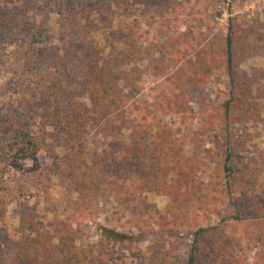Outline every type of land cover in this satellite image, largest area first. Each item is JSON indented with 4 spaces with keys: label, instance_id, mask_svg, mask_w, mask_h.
Wrapping results in <instances>:
<instances>
[{
    "label": "rangeland",
    "instance_id": "rangeland-1",
    "mask_svg": "<svg viewBox=\"0 0 264 264\" xmlns=\"http://www.w3.org/2000/svg\"><path fill=\"white\" fill-rule=\"evenodd\" d=\"M84 2L76 0L75 15L69 19L70 0H0V249L7 261L26 235L50 229L82 207L59 163L66 151L58 146L68 130L55 127L53 122L61 116L52 106L46 107V101L61 96L69 85L75 90L84 86L87 71L74 56H81L86 44L95 48L101 65L109 69L111 48L121 46L116 45L115 34L126 26L138 30L148 47L166 44L168 52L175 48L174 62L163 79L156 81L146 72L143 89L130 93L128 108L170 129L185 167L195 172L192 185L182 189L191 205L184 212L188 205L169 195L135 193L130 189L134 167H115L124 140L90 138L82 148L88 157L89 152H97L105 179L88 197L94 220L134 235L136 248L159 243L169 257L182 262L192 247L207 257L206 248L217 246L232 250L239 264H254L264 242V113L260 121L221 122L231 88L218 60L231 36L243 61L237 73L257 69L264 75V0ZM86 25L84 36L81 26ZM41 28L45 35L34 48L45 49L48 58L31 68L29 44ZM209 57L215 67L204 81L180 84L181 79L188 80L198 59ZM145 66L146 62L140 65ZM259 82L264 87V78ZM20 120H28L25 130L52 144L54 152L14 159L11 148ZM188 210L196 220L188 221ZM176 215L179 220L174 225ZM201 228L209 232L195 242L194 234ZM134 254L129 248H116L114 259L117 264H139ZM200 261L205 264V259Z\"/></svg>",
    "mask_w": 264,
    "mask_h": 264
},
{
    "label": "trees",
    "instance_id": "trees-1",
    "mask_svg": "<svg viewBox=\"0 0 264 264\" xmlns=\"http://www.w3.org/2000/svg\"><path fill=\"white\" fill-rule=\"evenodd\" d=\"M68 18L74 17L76 0H70ZM85 4L89 0H85ZM85 19L84 9L80 12ZM88 26H81L83 35ZM45 35L44 28L38 29L29 44L31 53L27 65L38 67L47 59L43 48H34L41 44ZM116 45L110 54L109 69L100 63L98 52L91 44H86L77 56L76 64L86 68L85 84L79 90L64 88L61 96H53L46 101V107H53L54 113L61 118L54 121L55 127L67 128L68 132L58 146L66 154L59 157L63 175L72 180L75 197L82 201V207L76 208L72 214L62 221H55L50 229L32 232L26 235L17 245L11 258L7 261L0 249V264H117L114 259L116 248H129L139 264H239L238 257L232 250L226 252L216 247L209 249L208 256L203 257L201 249L192 247L185 252V261L169 257V252L159 244L152 242L146 247L136 248L137 238L117 232L115 229L98 225L90 209V199L94 190L104 184V174L101 172L100 159L97 152L83 150V144L88 140H109L121 137L124 141L118 150L115 167L129 165L134 167L131 175L130 189L135 193L152 191L161 195H169L175 202L182 201L188 206L189 195L183 192L186 185H192L195 172H189L185 167L182 150L172 137L170 129L160 124H154L149 116L134 115L128 108L130 93L143 89V78L148 72L156 81L163 79L170 62H174L173 53L168 52L166 44H154L148 47L144 44L142 34L133 28L122 26L115 34ZM114 40V41H115ZM115 45V44H114ZM237 42L229 36L226 42V52L218 60L219 66L225 70L230 81V98L223 107L219 117L222 123L258 120L264 113V87L259 82L264 78L261 70L254 69L250 74H238L236 67L243 63L237 56ZM75 54V52H72ZM165 54L168 56L165 57ZM146 62V66L140 65ZM215 67L209 58L198 59L192 66L188 80H180V84L192 81H204L207 73ZM69 80V78L67 79ZM179 89L182 88L179 86ZM182 91V90H181ZM181 95V94H179ZM51 107V108H52ZM216 115V111L214 112ZM259 114V116H257ZM19 127L14 136L11 151L14 159L26 160L38 152L47 154L54 152L52 144H47L42 138L31 135L27 129L28 120L17 122ZM93 153V154H92ZM91 157V158H90ZM264 159V156H261ZM198 210V206L194 205ZM189 220H196L193 212L188 210ZM179 216H173V224ZM235 220H238L235 218ZM163 229V227L161 226ZM192 228H188V230ZM207 229L201 228L194 234L196 242ZM255 254L254 264H264V242Z\"/></svg>",
    "mask_w": 264,
    "mask_h": 264
}]
</instances>
